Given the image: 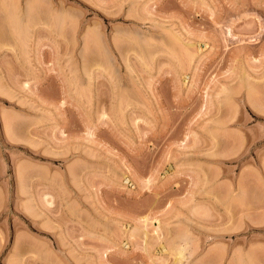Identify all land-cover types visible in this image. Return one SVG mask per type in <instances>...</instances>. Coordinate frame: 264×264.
I'll use <instances>...</instances> for the list:
<instances>
[{"label": "rangeland", "instance_id": "374dc122", "mask_svg": "<svg viewBox=\"0 0 264 264\" xmlns=\"http://www.w3.org/2000/svg\"><path fill=\"white\" fill-rule=\"evenodd\" d=\"M0 264H264V0H0Z\"/></svg>", "mask_w": 264, "mask_h": 264}, {"label": "bare ground", "instance_id": "6f19581e", "mask_svg": "<svg viewBox=\"0 0 264 264\" xmlns=\"http://www.w3.org/2000/svg\"><path fill=\"white\" fill-rule=\"evenodd\" d=\"M22 18H23V17H22ZM17 21H18V20H17ZM19 21H20V20H19ZM22 22H23V21H22ZM15 23L18 24V22H15ZM20 23H21V22H20ZM9 25H10V24H9ZM12 26H14V25H11L10 28L13 30L14 33H16V34L18 33V34H19V37H20V33H21V31L19 32V29H16L17 32L14 31L15 29H13ZM16 27H18V25H17V26H14V28H16ZM12 34H13V33H12ZM16 34H15V35H16ZM18 34H17L16 37H18ZM19 37H18V38H19ZM178 248H180V247H178ZM176 249H177V248H176ZM185 251H186V249H185ZM185 251L183 250V253H185ZM175 252H176V251H175ZM176 254H177V253H176ZM183 256H184V255L182 254V251L178 249V256H177V257L182 258ZM177 261H178V260H177Z\"/></svg>", "mask_w": 264, "mask_h": 264}]
</instances>
